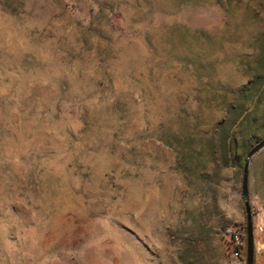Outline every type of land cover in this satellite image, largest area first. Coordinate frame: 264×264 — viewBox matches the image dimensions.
<instances>
[{
	"label": "rangeland",
	"instance_id": "374dc122",
	"mask_svg": "<svg viewBox=\"0 0 264 264\" xmlns=\"http://www.w3.org/2000/svg\"><path fill=\"white\" fill-rule=\"evenodd\" d=\"M263 140L264 0H0V264H231Z\"/></svg>",
	"mask_w": 264,
	"mask_h": 264
},
{
	"label": "water",
	"instance_id": "95a60500",
	"mask_svg": "<svg viewBox=\"0 0 264 264\" xmlns=\"http://www.w3.org/2000/svg\"><path fill=\"white\" fill-rule=\"evenodd\" d=\"M264 148V140L259 143L256 147H254L249 153L246 165L243 173V198L245 202V210H246V221H247V241H246V264H254L255 260V234H254V219L253 212L251 208V203L249 200V167L250 160L253 154L258 153L260 150Z\"/></svg>",
	"mask_w": 264,
	"mask_h": 264
},
{
	"label": "trees",
	"instance_id": "16d2710c",
	"mask_svg": "<svg viewBox=\"0 0 264 264\" xmlns=\"http://www.w3.org/2000/svg\"><path fill=\"white\" fill-rule=\"evenodd\" d=\"M247 225L244 227L243 232L228 231L224 237V245L226 253L233 257L235 253H239V259L232 262L231 264H246V241H247ZM241 240V245L236 244V240ZM255 264V260H254Z\"/></svg>",
	"mask_w": 264,
	"mask_h": 264
},
{
	"label": "crops",
	"instance_id": "0c3cea01",
	"mask_svg": "<svg viewBox=\"0 0 264 264\" xmlns=\"http://www.w3.org/2000/svg\"><path fill=\"white\" fill-rule=\"evenodd\" d=\"M255 234V264H264V235L258 240ZM259 241V242H258Z\"/></svg>",
	"mask_w": 264,
	"mask_h": 264
},
{
	"label": "built area",
	"instance_id": "2783aa9c",
	"mask_svg": "<svg viewBox=\"0 0 264 264\" xmlns=\"http://www.w3.org/2000/svg\"><path fill=\"white\" fill-rule=\"evenodd\" d=\"M236 244L241 245V240L239 238H237ZM233 257L235 260H238L239 259V253H235Z\"/></svg>",
	"mask_w": 264,
	"mask_h": 264
}]
</instances>
